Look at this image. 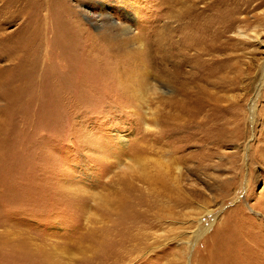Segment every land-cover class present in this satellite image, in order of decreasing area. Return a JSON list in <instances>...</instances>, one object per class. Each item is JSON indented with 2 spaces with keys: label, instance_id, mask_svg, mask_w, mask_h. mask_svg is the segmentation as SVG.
I'll return each instance as SVG.
<instances>
[{
  "label": "rangeland",
  "instance_id": "obj_1",
  "mask_svg": "<svg viewBox=\"0 0 264 264\" xmlns=\"http://www.w3.org/2000/svg\"><path fill=\"white\" fill-rule=\"evenodd\" d=\"M263 68L264 0H0V264H264Z\"/></svg>",
  "mask_w": 264,
  "mask_h": 264
},
{
  "label": "bare ground",
  "instance_id": "obj_2",
  "mask_svg": "<svg viewBox=\"0 0 264 264\" xmlns=\"http://www.w3.org/2000/svg\"><path fill=\"white\" fill-rule=\"evenodd\" d=\"M201 27H204V26L202 25ZM205 40L194 38L193 41L189 44L185 45V43H188V42H184L183 43L184 46H182V44L180 46H176L177 44L173 45V47H175L176 49V52L172 53V57L182 58L186 66H189V64L192 61H194L195 63L197 61L196 59H199L205 54V50L202 49V46H200L201 44L203 45V42H205ZM191 51H193L194 54H190ZM186 60H188V62H186ZM196 66L193 67L195 73L184 70L179 78H171L169 76L166 78L167 79L166 83L171 88V94L167 98V100L166 99L164 100L161 98L158 101V104H160L158 108L159 115L162 114L163 111H165L164 112L165 116L164 118L162 119L160 118L159 120H157V125L159 129H163L164 131L166 130L168 134L173 132L176 129L183 130V129H187L188 127H193V128L195 127V130L191 132L190 136L196 135L197 136L196 139H200L201 135L204 134V129L202 127L204 123L202 121L203 118H201V114L202 112H204V108L210 107L212 103L210 102L208 98H205L206 94H205V90L202 85L203 79L201 80L198 74L199 67L198 66L196 67ZM263 72H264V68H263ZM158 76H161V74ZM161 82H162V77L161 79H158V83L160 84ZM191 105L193 106L197 105L199 108V112L196 114L194 113L195 115L191 114V112L189 115L187 113L188 108ZM254 106H255V102L253 101L251 103V107H249L250 108L249 113L251 114L252 120H253V115H254ZM188 139H189V136H188ZM169 147H171V145H169ZM165 152L168 153V155L171 153L168 151H165Z\"/></svg>",
  "mask_w": 264,
  "mask_h": 264
}]
</instances>
